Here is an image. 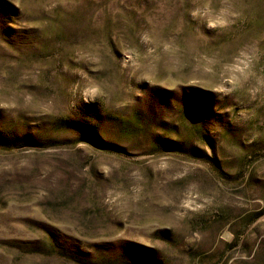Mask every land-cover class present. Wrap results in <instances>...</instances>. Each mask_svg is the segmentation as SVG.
<instances>
[{
	"label": "rangeland",
	"instance_id": "1",
	"mask_svg": "<svg viewBox=\"0 0 264 264\" xmlns=\"http://www.w3.org/2000/svg\"><path fill=\"white\" fill-rule=\"evenodd\" d=\"M0 264H264V0H0Z\"/></svg>",
	"mask_w": 264,
	"mask_h": 264
},
{
	"label": "trees",
	"instance_id": "2",
	"mask_svg": "<svg viewBox=\"0 0 264 264\" xmlns=\"http://www.w3.org/2000/svg\"><path fill=\"white\" fill-rule=\"evenodd\" d=\"M240 239V236H238L237 234H235V236H234V243H232V245L233 244H235L236 243V241H238ZM232 245H230V246H232Z\"/></svg>",
	"mask_w": 264,
	"mask_h": 264
}]
</instances>
